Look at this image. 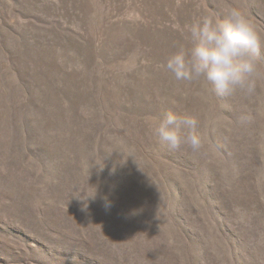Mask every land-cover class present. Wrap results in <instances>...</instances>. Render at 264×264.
<instances>
[{
    "label": "rangeland",
    "instance_id": "rangeland-1",
    "mask_svg": "<svg viewBox=\"0 0 264 264\" xmlns=\"http://www.w3.org/2000/svg\"><path fill=\"white\" fill-rule=\"evenodd\" d=\"M221 5L264 29V0H0V264H264V78L163 67ZM169 111L199 151L159 141Z\"/></svg>",
    "mask_w": 264,
    "mask_h": 264
},
{
    "label": "clouds",
    "instance_id": "clouds-1",
    "mask_svg": "<svg viewBox=\"0 0 264 264\" xmlns=\"http://www.w3.org/2000/svg\"><path fill=\"white\" fill-rule=\"evenodd\" d=\"M176 27L183 39L163 65L176 81L211 84L218 94L231 96L238 90L253 92L264 78V29L239 9L221 5L220 13L203 10L190 23ZM153 132L170 150L201 148L199 120L194 115L169 111Z\"/></svg>",
    "mask_w": 264,
    "mask_h": 264
}]
</instances>
